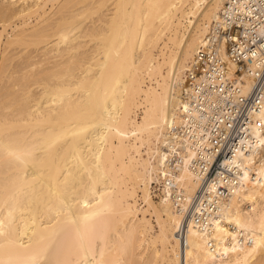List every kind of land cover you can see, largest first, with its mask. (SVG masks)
I'll use <instances>...</instances> for the list:
<instances>
[{
  "label": "bare ground",
  "instance_id": "6f19581e",
  "mask_svg": "<svg viewBox=\"0 0 264 264\" xmlns=\"http://www.w3.org/2000/svg\"><path fill=\"white\" fill-rule=\"evenodd\" d=\"M227 1L0 0V264H264V84L212 217L198 164L201 52L240 95L262 82L215 29Z\"/></svg>",
  "mask_w": 264,
  "mask_h": 264
},
{
  "label": "built area",
  "instance_id": "2783aa9c",
  "mask_svg": "<svg viewBox=\"0 0 264 264\" xmlns=\"http://www.w3.org/2000/svg\"><path fill=\"white\" fill-rule=\"evenodd\" d=\"M221 15L222 20L215 29L217 33L222 31L226 36L225 40L230 46V56L238 65L236 73L250 71L251 61H255L257 63L255 77L257 81L262 80V82L260 85L254 84L252 95L251 90L248 96L240 95L238 85L224 83L226 72L221 59L211 57L213 55L209 57L210 53L204 52L198 56L200 65L204 60L209 61L210 65L205 76L212 82L210 89L218 93L215 100H210V94L201 86L197 90H201L202 94L192 102L193 106H197L196 108L202 111L201 119L207 121L206 124H202L199 120L193 128L201 130L203 135H206L211 146L209 150L215 154V159L209 161L210 165L208 160L198 163L200 169L212 171L209 181L203 183V190H207L209 182L217 183V194H214L212 199L205 200L206 206L210 208L209 213L205 212L210 217L217 213L219 208L217 199L220 195H228L230 192L226 185L229 184L228 180L236 183L235 175L224 164L226 159L232 157L237 149L243 146L242 139L251 136L252 105L254 101L260 102L261 85L264 84V0H228ZM189 75L193 74L189 72ZM217 174L224 183L216 179ZM167 184L171 183L167 182ZM172 186L174 185L171 184L170 187ZM171 195L173 197L175 193L171 191ZM199 196L197 195L198 199ZM206 214L203 217L206 218Z\"/></svg>",
  "mask_w": 264,
  "mask_h": 264
},
{
  "label": "rangeland",
  "instance_id": "374dc122",
  "mask_svg": "<svg viewBox=\"0 0 264 264\" xmlns=\"http://www.w3.org/2000/svg\"><path fill=\"white\" fill-rule=\"evenodd\" d=\"M51 5H48L46 8H48V10H49V7H50ZM30 21V20H29ZM13 27H15V25H13V26H11V27H9V29L7 30V32L5 33V36H7V35H10L11 34V30H13ZM8 33V34H7ZM6 39V38H5ZM2 40H4V38L2 39ZM157 51V50H156ZM148 152V150H147V148H142V151H141V157H143L142 159H145V158H147V152ZM137 158L139 159L140 158V156H137ZM152 169V168H151ZM141 172H143L144 173V175L147 177V178H150V179H152V182H151V195H152V198H153V200L155 201V202H159V200H160V193H161V191H160V189H161V187H157V179H156V175H155V173L153 174V170H151L150 171V169H147L146 171L141 167L140 169H139ZM155 175V176H154ZM161 186V185H160ZM137 201H138V207L140 208V210L142 211V212H144V213H146V210H147V206L146 205H144V203L141 201V199L139 198V200L137 199ZM143 209V210H142ZM154 213V211L151 209V211H149L146 215V217L150 220V222H151V225H153V227H152V233H151V231H150V233H151V235L152 236H157L158 235V232H159V225H158V222H157V218H156V215L155 214H153ZM140 215V214H139ZM142 214L140 215V219H142Z\"/></svg>",
  "mask_w": 264,
  "mask_h": 264
}]
</instances>
